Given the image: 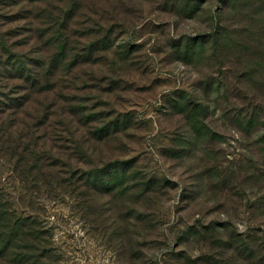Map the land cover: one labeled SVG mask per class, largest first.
Listing matches in <instances>:
<instances>
[{"label": "rangeland", "instance_id": "rangeland-1", "mask_svg": "<svg viewBox=\"0 0 264 264\" xmlns=\"http://www.w3.org/2000/svg\"><path fill=\"white\" fill-rule=\"evenodd\" d=\"M0 43L58 264H264V0H0Z\"/></svg>", "mask_w": 264, "mask_h": 264}, {"label": "trees", "instance_id": "trees-1", "mask_svg": "<svg viewBox=\"0 0 264 264\" xmlns=\"http://www.w3.org/2000/svg\"><path fill=\"white\" fill-rule=\"evenodd\" d=\"M18 67L11 69L6 79H0V89L6 94L0 96V161L12 167L11 173L22 191L20 196H27V207L30 208L37 205L34 198L44 178L43 163L35 150L37 144L32 142L33 133L43 123H34L36 117L40 121L39 116L33 117L32 113H26L34 98L33 94L40 92L37 89L40 82L30 69H23L22 65ZM3 77L6 75L0 69V78ZM9 78L21 83L15 85L13 90L18 89L23 95L12 96L20 93H10L9 89H5L8 88L4 87L7 83L2 85V82ZM17 190L14 189V192ZM51 237L49 229L37 214L18 213L0 184V264H58L60 259L56 247L50 241Z\"/></svg>", "mask_w": 264, "mask_h": 264}]
</instances>
